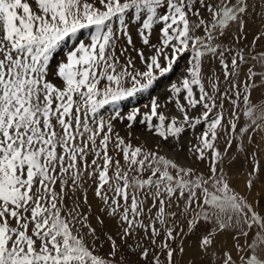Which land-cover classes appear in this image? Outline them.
<instances>
[{"label": "snow or ice", "instance_id": "6c2138e0", "mask_svg": "<svg viewBox=\"0 0 264 264\" xmlns=\"http://www.w3.org/2000/svg\"><path fill=\"white\" fill-rule=\"evenodd\" d=\"M99 4L101 8L95 0H0V264H121L122 256L106 261L94 255L85 240L89 234L99 239L89 222L92 204L85 189L89 181L99 212L116 222L121 244L144 264H176L174 256L184 255L183 240L188 236L199 234L197 249L210 255L219 232L238 229L237 236L245 237L253 228L264 232V215L217 169L223 153L216 141L225 133L230 145L238 101L243 95L248 104L255 86L249 81L257 73L249 67L247 79L239 81V65L248 61L242 52L225 60V52L232 50L216 40L232 25L243 28L249 0H99ZM130 11L141 18L142 42L151 50L145 55L134 49L143 71L131 56L121 63L116 55L121 34L132 44L125 20ZM158 24L162 38L156 45L149 36ZM200 29L203 35H197ZM83 30H92L88 42L78 40L58 64L56 74L62 83L55 85L48 79L50 58ZM185 52L191 54L186 75L170 85L168 103L175 112H165L167 103L153 99L143 122L165 141L202 126L189 152L197 160L210 161L206 173L133 148L113 135L110 121L98 117L106 105L152 88ZM205 58L219 59L223 91L215 72L206 77ZM253 59L264 61L259 56ZM259 74L264 77V72ZM225 100L232 105L228 121ZM254 113L252 107L245 112L253 124L264 119V110L259 116ZM137 115L138 110L127 116L129 126ZM258 173L257 161L250 177ZM252 186L250 179L247 187ZM66 197L70 205L65 204ZM95 220L104 224L99 214ZM106 239L110 255L116 257L121 245L110 234ZM260 244L264 235L257 233L249 246L251 254L241 257V264H264V255L257 252ZM218 259L220 264H236L229 251Z\"/></svg>", "mask_w": 264, "mask_h": 264}, {"label": "rangeland", "instance_id": "374dc122", "mask_svg": "<svg viewBox=\"0 0 264 264\" xmlns=\"http://www.w3.org/2000/svg\"><path fill=\"white\" fill-rule=\"evenodd\" d=\"M89 2H92V0H89ZM249 4H250V9H249L250 14L246 18V21H245L243 28L241 29L236 25H232V26H230L229 29H227L225 31V34L223 36L217 37V40H216V43L220 44L222 48L232 50L231 52H225V57H224L225 60L230 62L234 53L242 52L245 59L248 61V63H243V64L239 65V75H238L239 81L242 82V81L247 79V70L249 67L254 66L253 71H255L257 73V75L254 76L251 81H249V83H254L255 86L251 88V90L248 94L249 95L248 104H245L244 96L241 95V97L238 101L239 106L236 108V119H235L236 128H235V132L232 136L234 138L233 143L236 146L238 144L240 146V149L245 147L244 145H246L247 139L249 138L250 134H253V131H254L253 129L256 128L257 125L264 123V119H257L256 123L253 124L252 120L249 119L245 115V112L247 111V109L249 107H252L255 109L254 116H259L261 114V111L264 110V77H262L259 74V73L264 72V66H262V63H264V61L258 62L257 59H253V57H256V56L264 57V0H249ZM95 6L98 8H101V5L99 4V0H95ZM160 11H163V9H161ZM191 19L195 20L196 18L191 17ZM125 20L127 23V33L129 34L128 31L130 30L131 40L133 38L132 44L129 46L128 39L126 38L127 36L124 35L125 36L124 37L121 34L119 37L120 40L118 39L120 42H118V40L116 41V47L118 46L117 47L118 49L116 48L117 49L116 55L121 58L120 59L121 63H124L126 61V58L131 56V58L134 59L133 61L136 65V67L139 70L143 71L144 66L141 63H139L140 62L139 57L137 58V56L134 57V55H133L134 49L143 50L145 52V55H149L150 54L149 52L151 51L142 42V37L140 35V32L142 31L141 23H140L141 20H138L137 16H135L133 14V12H131V11L126 14ZM160 27L161 26L159 24L155 25L152 32H151V35L149 36L150 42L152 44L159 45L161 43L162 37H161ZM117 28H118V22L116 21L113 23L114 31H116ZM138 28H140V30ZM90 31L91 30H83L79 34L80 37H77L78 40L87 39L86 37H88ZM197 35H203L202 29L197 30ZM67 42H69V41H66L65 43H63L59 48H63V50H64L66 48ZM87 42H88V40L85 41V43H87ZM136 43H138V44H136ZM140 46H141V48H140ZM59 48H57L53 54H56L58 56L57 52H58ZM125 48L127 49V51H125L124 55L121 56L120 53ZM52 57L50 58V65L52 64V61H51ZM63 61H65V60H63ZM60 62H62V60H60ZM214 62H218V65H219L218 68H216V66H214V64H213ZM182 63L183 64L186 63L185 64L186 65L185 71H186V69L190 66V63H191V54L189 52H185L183 55L180 56L178 61L174 64L173 70L171 72L174 71V69L176 68L177 65L182 64ZM58 64L55 67L49 66V72L51 73L54 70L57 73L56 70H57ZM213 72H215V74L217 76H219L220 88H221V91H223V89L225 87V83H224L223 72L221 69L219 59L218 58L217 59L205 58V60H204V73H205L206 77L211 76ZM50 73H49L48 79H49V77H51ZM170 73H167V74H170ZM163 77L164 76L158 77V79L154 82V84H156L158 82V80L163 78ZM50 81L52 83H54L55 85H58V86H60L62 83L60 78L57 76V74L55 76V80L50 79ZM126 86L130 87V85H126ZM205 86H206V88H209V86L207 84V79H205ZM209 90H210V88H209ZM241 91L243 92V89H241ZM134 97L123 99L115 105H111V104L106 105L98 113V117H102L106 122L107 121L111 122L112 129H113V135L115 136L116 134H118L120 137L124 138L126 142L131 143L133 148L139 146V147H142V149L144 151H154L158 155L165 156L166 158H169L163 153V151L161 150V147L159 145L154 146V147H151L150 145L147 146L144 139H142L141 137L138 138L137 131L142 130V132L145 135L148 133L153 140H154V138H158L159 141L164 145H169L170 147H172L174 149H177L180 147V150H182L181 152H183L187 155L190 162L188 165H181L177 162L179 165L184 166V167H193V168L200 170L201 172L206 173L208 171L210 161H208V160H204V161L197 160L196 157L191 155V153L189 152L190 147L194 146L197 143V137L200 134V130H201L202 126L195 128L194 129L195 131L194 130L191 131V133H189L187 136L183 134L182 137L178 140L169 139L168 141H165V140L153 135L152 132H150L148 130V128L146 127V124L143 122L144 114L150 112V110H148L147 108H144V106H147L148 104L144 103L141 106L140 105H133V107H131L132 101L134 100ZM144 97L145 96H143L142 98H144ZM233 99H236V98L233 96ZM136 110L139 111V115L136 116L135 121L131 122V126H129L130 122L128 121L127 116ZM193 114H198V110H194ZM213 115H215V110L213 112ZM224 117H225V121H228L232 117V105H231L230 101H228V100L224 101ZM227 129H228L229 133L232 132L230 123L227 124ZM147 135H146V137H147ZM258 144H259V142H257V144H255V146L257 145L255 148V152H254L256 154L252 153L251 155L250 154L248 156L246 155V157L244 156L243 164L239 169L240 171L238 170L240 176H243V178L245 176L244 181L239 176L235 177V179L233 180V185H238V186L243 184L241 182V181H243L245 184L244 186L247 189V191H246L247 194L254 197V199L250 200V198H249V196H247V194L244 195L240 191H237V189H235L233 187L232 188L235 189V191L240 193L242 196H245L247 198L248 202L252 203L253 207H255L257 211L261 212V214L264 215V191L262 190V188L264 187V184L262 182H259V180H261L262 174H264V162H263V160H261L262 158H260V155H261L260 150H261L262 146H260ZM153 145H155V143ZM234 147L232 145H229L228 150H232ZM220 152L222 153V151H220ZM231 153H232V151L226 152V154H231ZM226 154L223 155L222 163L228 162L227 158H229V157H227ZM256 156H258V159ZM252 158H254L253 161H252ZM257 161L260 165L259 166V173L253 178V177H250V173L253 170L254 163ZM246 167H247V169H246ZM261 170L263 171V173ZM223 173L225 174V176L229 182V180H230L229 176L230 175H228L225 171H223ZM236 178H238V180H236ZM239 178L241 179V181ZM250 179L253 180V186L251 189H249L247 187L248 181ZM88 184H91V181H89ZM88 184L85 185V189L87 190V195L90 198L89 202L92 204V212L89 213V222L91 223L92 227L96 229V235L99 237V239L93 240V238L90 234L85 236V240L88 243L90 249L93 250V254L104 259V260H106V261L120 260L121 256H122L123 260H122L121 264H144V262L140 259L139 255L137 253L131 252L126 247V245L121 244L119 236L117 235V233L119 232V229L116 225V222L107 218L106 216H104L102 213L99 212L100 203L94 197L93 189L91 187H89ZM229 184H230V182H229ZM230 186H232V185L230 184ZM209 191H214V189L209 187ZM82 195L83 194L81 192L76 193V197H80L81 199H82ZM65 204H67V205L71 204V200L68 199L67 197L65 198ZM85 208H86V206H85ZM98 214L101 215L102 219H104L103 225L98 224L95 220V216ZM210 227H211V225L209 224L202 230H207V228H210ZM82 231L85 233H88L87 228H83ZM237 233H238V229H235V230L229 229V230H224L222 232H219L216 236V240L219 239V241H216L215 246H214L215 247V253L210 254V255H204L197 249V242L199 240V234L186 237L183 240L184 247H185V253H184L185 255H183L184 257L183 256L182 257H175L174 256L176 264H220V260L218 259V256L222 255L223 252H225V251H229L231 253L233 259L236 260V264H241L240 258L244 257L245 259H247V257L251 254V250H250L249 246L252 245L253 242L257 240V233L264 235V232H262L258 228H253L251 231L248 232L247 237H245L243 235L237 236ZM109 234L116 238L118 245H121V250L117 254L116 257H113L110 255V253L112 252V248H111L110 242L106 239V236ZM220 241H222L223 243H221ZM129 243H133V241L130 240ZM236 245H239V248L242 250H238ZM173 246L175 247V245H173ZM222 247H223V249H222ZM257 252L261 255H264V244H260L259 248L257 249ZM163 259H164V257L161 256V260H163Z\"/></svg>", "mask_w": 264, "mask_h": 264}, {"label": "bare ground", "instance_id": "6f19581e", "mask_svg": "<svg viewBox=\"0 0 264 264\" xmlns=\"http://www.w3.org/2000/svg\"><path fill=\"white\" fill-rule=\"evenodd\" d=\"M31 3H34L33 0H29ZM146 18V16L144 17ZM138 20H141L140 17H137ZM118 22V21H117ZM141 23V22H140ZM138 25V24H137ZM140 27V26H139ZM140 30V28H138ZM248 29V28H247ZM92 31V30H91ZM90 31V32H91ZM137 31V30H136ZM129 32V35H130V30L128 31ZM134 32V31H133ZM123 35V34H122ZM124 36V35H123ZM131 36V35H130ZM80 37V35L78 36ZM125 37V36H124ZM84 38V37H83ZM87 38V37H86ZM127 38V37H126ZM125 38V39H126ZM85 39V38H84ZM83 40V39H82ZM120 40V38H119ZM118 40V42H120ZM133 40V38H132ZM87 41V39L84 40V42ZM78 42V38L77 37H74L72 38L71 40H69V42L66 43V48L63 50V48H59L57 54H53L52 56V64L50 65L55 67L59 62L60 60H66V56H67V53L69 50H71L73 47H75V45L77 44ZM138 44V43H136ZM120 46V45H119ZM128 46V45H127ZM130 46V45H129ZM118 47V46H117ZM116 47V48H117ZM121 48V47H120ZM127 48V47H126ZM125 48V49H126ZM133 48V47H132ZM131 48V49H132ZM138 48V47H137ZM141 48V46H140ZM118 49V48H117ZM116 49V50H117ZM149 49V48H148ZM138 50V49H137ZM146 50V49H145ZM117 53V52H116ZM130 53V52H129ZM150 53V52H149ZM119 54V53H118ZM121 54V53H120ZM148 54V53H147ZM133 55L134 57L137 56V52L134 50L133 52ZM138 58V56H137ZM121 59V58H120ZM134 60V59H133ZM124 61V60H123ZM139 62V61H138ZM141 63V62H139ZM186 64V63H185ZM185 64H179L176 66V68L174 69L173 72H171L170 74H165L163 78L159 79L158 82L156 84H154V86H152V88H150L149 90L145 91V92H142V93H139L137 94L135 97H134V100L132 101V105L131 107H133V105H143L144 103L148 104L147 106H144V108H147L148 110H150V106H151V101L153 99L157 100L159 103L161 104H165L167 103V108L164 109L165 112H175V109L173 107V104L172 103H168V97L170 96V85L172 83H179L180 82V78L183 77L186 73L185 71ZM214 66H216V68H218V62H214L213 63ZM56 69V68H55ZM57 71V70H56ZM50 73V72H49ZM50 76L52 77H49V80L52 79V80H55V76H56V72L53 70L51 73H50ZM54 76V77H53ZM143 96H145L144 98H142ZM142 98V99H141ZM125 103V102H124ZM254 130V131H253ZM252 131H253V134H250L249 138L247 139V143L246 145H244L245 147L244 148H241L240 149V146L237 144V146L233 143L234 141V138L233 136H231V143L230 145H232L234 148L232 150H228V147H229V139L230 137L225 134V133H220L217 141H216V144L219 148L220 151H222L223 155L226 154L227 151H232L231 154H226L227 158L228 159V162L225 163V162H220L217 164V169L220 170L222 169L223 171H225L229 176V182L230 184L232 185L231 187L237 189V191H240L242 194L246 195L247 194V189L245 188V184H244V179H245V176L243 178V176H240L239 175V169L240 167L242 166L243 164V159H244V156L246 157V155L248 156L249 154L251 155L252 153L255 152V144H257V142H259L258 145L262 146L261 150H260V158H262L261 160H263L264 162V123L260 124L259 127H256L254 128ZM195 131V130H194ZM228 131V129H227ZM189 133H191V131H186L184 133V135H188ZM137 134H138V138L141 137L142 139L145 140V143L148 145H150L151 147H154V146H160L161 147V150L163 151V153L169 157L170 159H173L175 160L176 162H178L179 164L181 165H188L190 160L188 159L187 155L183 152H181L182 150H180V147L177 148V149H174L172 147H170L169 145H164L162 144L158 138H154V140L150 137V135L146 134V135L141 131H137ZM182 137V136H181ZM180 137V138H181ZM248 137V136H247ZM179 138V139H180ZM258 140V141H257ZM155 143V145H153ZM236 143V142H235ZM153 146H152V145ZM164 145V146H163ZM191 145V144H190ZM260 149V148H259ZM227 150V151H226ZM257 152V151H256ZM256 154V153H254ZM257 159H258V156H256ZM254 158H252V161H253ZM260 160V159H259ZM199 164V163H198ZM190 166V165H189ZM245 166V165H244ZM248 166V165H247ZM250 166V165H249ZM260 166V165H259ZM247 169V167H246ZM263 169V168H262ZM239 170V171H238ZM262 171V170H261ZM263 173V171H262ZM261 173V174H262ZM241 177L243 181H240L243 183L241 184L240 186L238 185H233V180L235 179V177ZM263 176V177H262ZM261 176V180H259V182H262L264 184V174H262ZM236 180H238V178H236ZM262 190L264 191V187L262 188ZM253 194V193H252ZM76 195V194H75ZM247 196H249L250 200L251 199H254V197H252L251 195L247 194ZM88 199L89 196H88ZM95 201V200H94ZM95 203V202H94ZM115 223V222H114ZM112 225V224H111ZM221 240V239H220ZM216 241H219V239H217ZM221 243H223L222 241H220ZM218 243V242H217ZM217 245V244H216ZM222 246V245H221ZM224 246V245H223ZM223 249V247H222ZM224 253V252H223ZM195 254V253H194ZM185 255V254H184ZM191 255V254H190ZM184 257V256H183Z\"/></svg>", "mask_w": 264, "mask_h": 264}]
</instances>
